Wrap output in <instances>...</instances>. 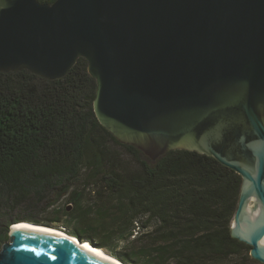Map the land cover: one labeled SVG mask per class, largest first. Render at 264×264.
Segmentation results:
<instances>
[{"label": "water", "instance_id": "95a60500", "mask_svg": "<svg viewBox=\"0 0 264 264\" xmlns=\"http://www.w3.org/2000/svg\"><path fill=\"white\" fill-rule=\"evenodd\" d=\"M79 58L120 144L150 161L205 154L241 177L231 237L264 264V0H0V73L53 81ZM250 203L261 219L242 230ZM18 223L0 264H114Z\"/></svg>", "mask_w": 264, "mask_h": 264}, {"label": "trees", "instance_id": "16d2710c", "mask_svg": "<svg viewBox=\"0 0 264 264\" xmlns=\"http://www.w3.org/2000/svg\"><path fill=\"white\" fill-rule=\"evenodd\" d=\"M95 88L83 58L53 81L26 70L0 73V242L24 221L3 229L9 199L35 198L47 208L68 195V204L51 210L54 219L26 221L63 230L123 264H261L231 237L241 177L205 154L174 150L150 161L120 144L93 113ZM81 182L95 187L86 194L92 204H83L85 189L73 188Z\"/></svg>", "mask_w": 264, "mask_h": 264}, {"label": "rangeland", "instance_id": "374dc122", "mask_svg": "<svg viewBox=\"0 0 264 264\" xmlns=\"http://www.w3.org/2000/svg\"><path fill=\"white\" fill-rule=\"evenodd\" d=\"M115 150L119 151L117 153L121 155V158L123 159L124 164H126L127 167L130 168V170L133 167L135 169L137 168L134 160L130 156H128L126 154L125 150H123V149H121L120 147H117V146L115 147ZM85 174H87V172H85ZM85 174L82 173V178L85 177ZM73 188H76L79 191L82 190V189H85L86 192H84L83 204L84 205H87V204H90V203L92 204V201L88 199V196H86L88 190L95 189V187H93L92 184L87 186L84 182H81V183H78V184L74 185ZM67 198H68V195H65L61 199H59L54 206H50V207H47V208L44 206L45 202H39L35 198H33L31 200H23V199L22 200H19V199L10 200L9 199L8 201H11V204H13V205L9 206V210L7 212H5L4 215H2L1 226H3V229H4V225L9 226L15 220H24L25 222L24 221H20V223L36 225L34 223H29L26 220L45 222V221H49L51 219H54L55 216L53 214H51V210H53L54 207L55 208L56 207L57 208L64 207V205L69 203V202H67ZM5 216H6V218H4ZM36 226L49 229V227L42 226V225H36ZM67 228H71V225L70 224L67 225ZM50 229L66 233L63 230H59V229H56V228L50 227ZM7 231H9V228L7 229ZM8 240H9L8 237L5 238L4 240H2L0 242V247H1L2 243L8 242ZM109 256H111V255H109Z\"/></svg>", "mask_w": 264, "mask_h": 264}, {"label": "bare ground", "instance_id": "6f19581e", "mask_svg": "<svg viewBox=\"0 0 264 264\" xmlns=\"http://www.w3.org/2000/svg\"><path fill=\"white\" fill-rule=\"evenodd\" d=\"M261 211L253 208L251 203L249 204L248 208H247V216L246 218L241 222V229L242 230H246L249 229L251 226H253L258 220L261 219ZM13 229H17V228H21V229H27L30 231H40L42 233H46L48 235H54L57 237H61L63 239H68L72 242L78 243L77 239L73 236H70L64 232H59L57 230H53V229H47V228H43V227H39L36 225H30V224H25V223H18L15 224L14 226H12ZM263 244H264V239H263ZM84 246L85 247H91L89 243L84 242ZM93 250V249H92ZM93 252L102 257L104 260L109 261L110 263H114V264H122L121 262H118L117 260H115L114 258H112L111 256H109L107 253H105L103 250L101 249H97L94 248Z\"/></svg>", "mask_w": 264, "mask_h": 264}, {"label": "snow or ice", "instance_id": "6c2138e0", "mask_svg": "<svg viewBox=\"0 0 264 264\" xmlns=\"http://www.w3.org/2000/svg\"><path fill=\"white\" fill-rule=\"evenodd\" d=\"M34 251V250H33Z\"/></svg>", "mask_w": 264, "mask_h": 264}]
</instances>
